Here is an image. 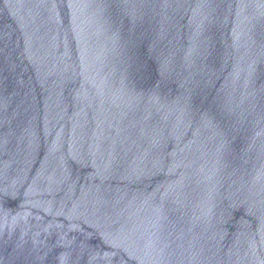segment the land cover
<instances>
[{"label":"water","instance_id":"obj_1","mask_svg":"<svg viewBox=\"0 0 264 264\" xmlns=\"http://www.w3.org/2000/svg\"><path fill=\"white\" fill-rule=\"evenodd\" d=\"M0 264H264V0H0Z\"/></svg>","mask_w":264,"mask_h":264}]
</instances>
